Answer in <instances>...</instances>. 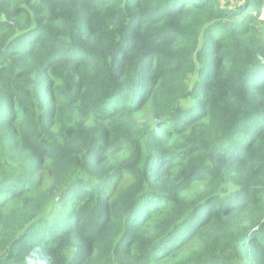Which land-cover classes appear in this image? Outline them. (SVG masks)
<instances>
[{"label":"trees","instance_id":"trees-1","mask_svg":"<svg viewBox=\"0 0 264 264\" xmlns=\"http://www.w3.org/2000/svg\"><path fill=\"white\" fill-rule=\"evenodd\" d=\"M264 0H0V264H264Z\"/></svg>","mask_w":264,"mask_h":264},{"label":"built area","instance_id":"built-area-1","mask_svg":"<svg viewBox=\"0 0 264 264\" xmlns=\"http://www.w3.org/2000/svg\"><path fill=\"white\" fill-rule=\"evenodd\" d=\"M261 17L264 18V6L262 7V11H261Z\"/></svg>","mask_w":264,"mask_h":264},{"label":"crops","instance_id":"crops-1","mask_svg":"<svg viewBox=\"0 0 264 264\" xmlns=\"http://www.w3.org/2000/svg\"><path fill=\"white\" fill-rule=\"evenodd\" d=\"M263 18V17H262Z\"/></svg>","mask_w":264,"mask_h":264}]
</instances>
